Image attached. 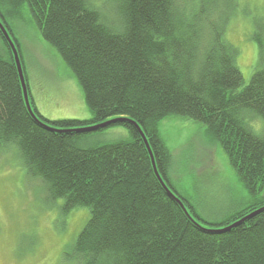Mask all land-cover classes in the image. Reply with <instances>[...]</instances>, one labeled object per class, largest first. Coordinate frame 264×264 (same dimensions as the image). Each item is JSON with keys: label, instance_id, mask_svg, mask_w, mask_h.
<instances>
[{"label": "trees", "instance_id": "1", "mask_svg": "<svg viewBox=\"0 0 264 264\" xmlns=\"http://www.w3.org/2000/svg\"><path fill=\"white\" fill-rule=\"evenodd\" d=\"M103 3L114 16L92 0H0V22L9 33V19L27 9L81 89L90 116L46 121L37 114L15 40L32 116L0 32V168L13 157L27 179L39 182L48 206L62 201L64 216L88 209L64 264H264V69L256 66L245 85L239 51L226 37L232 20L247 9L238 0ZM261 20L254 21L251 40L262 65ZM172 117L203 125V142L223 153L248 191L249 202L212 227L167 195L133 125L167 186L174 156L158 127ZM116 128L128 138L88 145Z\"/></svg>", "mask_w": 264, "mask_h": 264}, {"label": "rangeland", "instance_id": "2", "mask_svg": "<svg viewBox=\"0 0 264 264\" xmlns=\"http://www.w3.org/2000/svg\"><path fill=\"white\" fill-rule=\"evenodd\" d=\"M92 1L104 15L108 10L114 16L109 4ZM238 2L247 13L239 11L228 26L226 37L239 51L237 66L247 85L256 66L264 69V63L257 64L258 48L251 40L254 21L264 20V0ZM9 25L10 35L18 42L25 60L30 99L37 114L46 121L88 120L81 89L61 57L42 40L27 9L10 18ZM158 129L175 158L167 186L175 196L188 201L189 205L182 202L196 222L212 227L249 202L248 191L223 153L203 142V125L172 117L161 121ZM127 138L124 129L116 128L92 138L88 145L111 144ZM7 158L0 168V264H64L63 254L86 224L88 209L78 208L62 215V201L48 206L39 182L27 179L23 167L13 157Z\"/></svg>", "mask_w": 264, "mask_h": 264}, {"label": "water", "instance_id": "3", "mask_svg": "<svg viewBox=\"0 0 264 264\" xmlns=\"http://www.w3.org/2000/svg\"><path fill=\"white\" fill-rule=\"evenodd\" d=\"M0 32L4 38V40L7 42V44L9 45L10 47V50L12 52V55H13V58H14V62H15V65H16V69H17V72H18V76H19V79H20V84H21V88H22V93H23V99H24V103H25V106L28 110V112L34 116V113H33V110L31 109V106H30V102H29V96H28V92H27V88H26V84H25V80H24V75H23V71H22V67H21V62H20V56H19V51H18V48L14 42V40L12 39L10 33L8 32V30L6 29L5 25L2 24L0 22ZM35 117V116H34ZM40 123V122H39ZM133 125L136 127V130L138 132V134L140 135V137L142 138L143 140V143L148 151V154L150 156V159H151V163H152V167H153V170H154V173L158 179V181L160 182V184L162 185V187L164 188L165 192L167 193V195L173 199L174 201H176L180 206L181 208L186 212V210L184 209V206L181 202V200L174 196V194H172V192L167 188V186L164 184V181L160 178L158 172H157V169H156V165H155V162H154V158H153V155H152V152L150 150V147L144 137V134L142 133V131L140 130L139 126L134 124ZM101 127V126H100ZM97 129V127H92L90 128V130H95ZM260 211L262 210H258L256 212H254L253 214L247 216L246 218H244L243 220L237 222L236 224H233L230 228L232 227H235L237 224L245 221L246 219H249L250 217H252L253 215L259 213Z\"/></svg>", "mask_w": 264, "mask_h": 264}]
</instances>
